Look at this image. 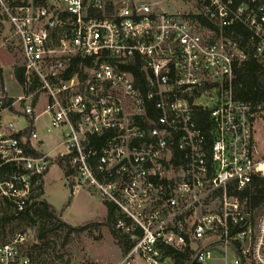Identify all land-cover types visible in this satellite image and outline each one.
I'll list each match as a JSON object with an SVG mask.
<instances>
[{
    "label": "built area",
    "instance_id": "1",
    "mask_svg": "<svg viewBox=\"0 0 264 264\" xmlns=\"http://www.w3.org/2000/svg\"><path fill=\"white\" fill-rule=\"evenodd\" d=\"M0 24L24 78L16 97L0 79V216L42 199L55 164L71 193L123 215L115 228L133 244L118 264H176L165 248L184 264H264V205L239 195L264 178L254 140L264 101L235 82L243 62L264 67V0H0ZM43 114L58 151L41 149ZM24 237L0 243V264H19Z\"/></svg>",
    "mask_w": 264,
    "mask_h": 264
},
{
    "label": "rangeland",
    "instance_id": "2",
    "mask_svg": "<svg viewBox=\"0 0 264 264\" xmlns=\"http://www.w3.org/2000/svg\"><path fill=\"white\" fill-rule=\"evenodd\" d=\"M6 25L0 24V68L3 70L2 79L8 94L18 96L21 89L14 79L13 66L22 65V58L15 40H6L10 37ZM8 41V42H7ZM9 44V47L6 44ZM17 106V105H16ZM18 108V106H17ZM37 108L35 114L40 112ZM20 125H26L24 116L15 117ZM48 123L46 114L36 118L35 131L39 139L43 140V152L58 151L60 146L59 130L46 133L45 125ZM254 140L258 150L264 156V116L256 117L254 126ZM70 187L65 183L62 173L57 165H52L44 178V191L42 199L51 203L59 212L61 218L73 226L91 220H104L106 207L94 192L79 189L71 193ZM259 211L254 215L257 218ZM39 222L27 223L21 218H9L0 223V243L14 241L15 234L22 232L24 239L14 242V260L19 264H118L122 258L121 251L111 235L109 228L101 224L97 227L72 232L68 234L64 227L45 226L44 236L37 239ZM28 259L27 263L24 260ZM214 257L210 263H217ZM166 261L164 264H167ZM221 264V263H218Z\"/></svg>",
    "mask_w": 264,
    "mask_h": 264
},
{
    "label": "trees",
    "instance_id": "3",
    "mask_svg": "<svg viewBox=\"0 0 264 264\" xmlns=\"http://www.w3.org/2000/svg\"><path fill=\"white\" fill-rule=\"evenodd\" d=\"M77 61H74L66 73L71 74L77 68ZM127 70L132 73L137 85H141L144 82L143 72L140 71L138 65L128 66ZM236 78L235 82L237 84L246 87L245 93H240L239 96L251 100L264 101V67L255 59H249L243 62L235 71ZM14 79L19 85H23V68L19 65L13 66ZM0 79H2V70L0 69ZM207 111L196 112V121L202 125L207 124ZM264 183V178L256 176L254 177V188L250 192L249 190H243L239 192V195L245 197L249 196L247 203L252 208H260L264 205V190L262 185ZM43 193V192H42ZM106 207V215L104 220H91L83 224L73 226L68 224L61 218V212H59L51 203L45 199H40L31 203L27 208L26 212H23L17 216H0V223L9 218L19 217L22 221L27 223L39 222V232L37 234V239H41L44 236L45 226L50 224L55 229L57 227H64L68 234L72 232H80L83 230H89L90 228L97 227L101 224L106 225L109 228L111 235L114 237L121 254H125L128 249L133 244L132 240L127 234L121 233L115 228V223L118 219H124L123 215L117 210L116 206L112 203L102 201ZM165 255L171 256L176 264H184L187 256L185 254L174 251L170 248H165ZM191 262V261H190Z\"/></svg>",
    "mask_w": 264,
    "mask_h": 264
},
{
    "label": "crops",
    "instance_id": "4",
    "mask_svg": "<svg viewBox=\"0 0 264 264\" xmlns=\"http://www.w3.org/2000/svg\"><path fill=\"white\" fill-rule=\"evenodd\" d=\"M1 69V68H0ZM2 70V69H1ZM2 76H3V70H2ZM44 194V193H43ZM45 200H46V198H45Z\"/></svg>",
    "mask_w": 264,
    "mask_h": 264
}]
</instances>
